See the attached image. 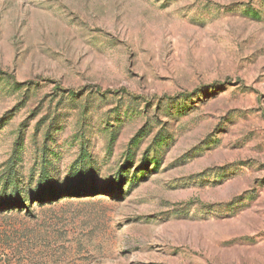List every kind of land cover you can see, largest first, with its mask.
Wrapping results in <instances>:
<instances>
[{
	"label": "rangeland",
	"instance_id": "374dc122",
	"mask_svg": "<svg viewBox=\"0 0 264 264\" xmlns=\"http://www.w3.org/2000/svg\"><path fill=\"white\" fill-rule=\"evenodd\" d=\"M0 264H264V0H0Z\"/></svg>",
	"mask_w": 264,
	"mask_h": 264
},
{
	"label": "trees",
	"instance_id": "16d2710c",
	"mask_svg": "<svg viewBox=\"0 0 264 264\" xmlns=\"http://www.w3.org/2000/svg\"><path fill=\"white\" fill-rule=\"evenodd\" d=\"M48 181H49V179H46V178H44V180H42V182L39 184V187L38 188H41V187H44L45 185H48ZM50 182V181H49ZM43 185V186H42ZM15 187L17 188L16 190H14L13 192H11L12 194H14V196L16 197L17 196V194H18V192H23V198H26V197H28V196H30V194H28L27 192H24V189L22 188H19L18 187V183H15ZM13 196V195H12ZM11 195H9V196H7V199L8 198H11L12 197ZM36 196H39V194L37 195V194H34L33 196H32V198L31 199H33V198H35ZM41 198V197H40ZM19 200H22V199H19ZM44 201V200H43Z\"/></svg>",
	"mask_w": 264,
	"mask_h": 264
}]
</instances>
